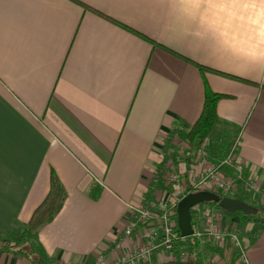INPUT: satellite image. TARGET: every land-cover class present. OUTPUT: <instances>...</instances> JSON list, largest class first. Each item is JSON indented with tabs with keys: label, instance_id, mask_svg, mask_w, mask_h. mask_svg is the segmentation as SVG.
Here are the masks:
<instances>
[{
	"label": "crops",
	"instance_id": "crops-1",
	"mask_svg": "<svg viewBox=\"0 0 264 264\" xmlns=\"http://www.w3.org/2000/svg\"><path fill=\"white\" fill-rule=\"evenodd\" d=\"M207 87L226 96L212 158L239 139L264 187V0H0V238L23 230L55 172L66 199L39 241L62 264H113L138 244L123 234L132 207ZM177 166L203 168L195 153ZM242 236L249 264H264V225ZM0 264L32 263L0 249ZM213 264L239 263L229 251Z\"/></svg>",
	"mask_w": 264,
	"mask_h": 264
},
{
	"label": "built area",
	"instance_id": "built-area-1",
	"mask_svg": "<svg viewBox=\"0 0 264 264\" xmlns=\"http://www.w3.org/2000/svg\"><path fill=\"white\" fill-rule=\"evenodd\" d=\"M239 139L227 155L213 159L210 154L211 138H205L194 152L185 140L183 155L193 156L202 163L201 173L187 172L173 160L160 169L165 189L132 207L123 234L136 236L138 244L120 252L113 264H151L156 255H163L166 262L190 263L191 252L178 246L180 240H193L199 244L201 264H213L214 252H229L237 256L239 264H249L247 243L242 236L240 222L230 217L225 209L210 202L191 208L192 234L183 236L178 225V205L188 193L211 191L224 197L241 199L250 205L264 203V187L249 173L237 156ZM247 199V200H246ZM121 250V249H120ZM119 250V251H120Z\"/></svg>",
	"mask_w": 264,
	"mask_h": 264
},
{
	"label": "trees",
	"instance_id": "trees-1",
	"mask_svg": "<svg viewBox=\"0 0 264 264\" xmlns=\"http://www.w3.org/2000/svg\"><path fill=\"white\" fill-rule=\"evenodd\" d=\"M84 7L90 9L86 5ZM92 10V9H91ZM189 62L192 60L183 57ZM202 72L208 69L203 65L196 63ZM230 78H235L226 75ZM226 97L223 94L216 93L207 87L204 108L200 118L194 123L187 132L188 145L192 150L198 148L205 138L212 137L219 125V116L217 112V105L220 99ZM165 184L162 179V174L158 171L154 182L149 189L150 198L153 197L155 191L165 189ZM98 190L92 191V197L97 198ZM66 199L65 188L55 172L51 177V188L45 200L36 208L31 219L25 224L23 230L18 233H11L2 235L0 238V249L7 251H14L26 258L32 264H62L59 260L48 254L38 238V230L53 220L56 214L61 210ZM213 205L219 206L216 202H210ZM258 209L255 215H245L242 211L228 212L226 214L230 217H236L240 222L242 234L245 233L247 225L251 222L264 225V203L254 205ZM178 216V214H177ZM178 246H186L192 254L191 264H201L199 244L193 240H180ZM153 264V263H152Z\"/></svg>",
	"mask_w": 264,
	"mask_h": 264
},
{
	"label": "water",
	"instance_id": "water-1",
	"mask_svg": "<svg viewBox=\"0 0 264 264\" xmlns=\"http://www.w3.org/2000/svg\"><path fill=\"white\" fill-rule=\"evenodd\" d=\"M216 202L228 212L242 211L245 215H254L258 213V209L249 203L231 197H222L211 191H198L188 193L184 196L178 205V225L183 236L192 234V214L191 208L199 203ZM164 264H191L180 262H169Z\"/></svg>",
	"mask_w": 264,
	"mask_h": 264
},
{
	"label": "rangeland",
	"instance_id": "rangeland-1",
	"mask_svg": "<svg viewBox=\"0 0 264 264\" xmlns=\"http://www.w3.org/2000/svg\"><path fill=\"white\" fill-rule=\"evenodd\" d=\"M174 143H176V146H175V154H173L172 155V152H169V151H167V154L168 155H166V164L167 163H169V160L171 159V160H173V162L177 165L179 162H180V160H182V158H184L185 156L182 154L183 153V151H185L187 148V146L185 145V139L183 138V137H181V138H177L176 139V141H174ZM171 148H172V146H171ZM230 151V150H229ZM229 151H228V153H229ZM170 153V154H169ZM227 153V154H228ZM226 154V155H227ZM215 159H217V158H215ZM165 164V165H166ZM247 200V199H246ZM255 215V214H254Z\"/></svg>",
	"mask_w": 264,
	"mask_h": 264
}]
</instances>
